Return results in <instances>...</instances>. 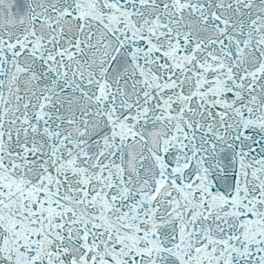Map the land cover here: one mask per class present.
<instances>
[{
  "label": "snow or ice",
  "instance_id": "obj_1",
  "mask_svg": "<svg viewBox=\"0 0 264 264\" xmlns=\"http://www.w3.org/2000/svg\"><path fill=\"white\" fill-rule=\"evenodd\" d=\"M0 264H264V0H0Z\"/></svg>",
  "mask_w": 264,
  "mask_h": 264
}]
</instances>
